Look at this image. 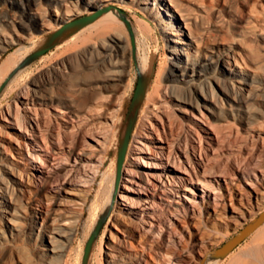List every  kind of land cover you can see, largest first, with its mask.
<instances>
[{
    "label": "bare ground",
    "instance_id": "1",
    "mask_svg": "<svg viewBox=\"0 0 264 264\" xmlns=\"http://www.w3.org/2000/svg\"><path fill=\"white\" fill-rule=\"evenodd\" d=\"M15 1L17 0H0V59L3 60V56L12 50L20 59L27 54L28 47L23 42L28 37L17 33L19 27H26V20H35L43 28L55 31L87 11L91 13L89 15L96 13L98 15L87 22L86 26L82 24L76 26V29L80 30L78 33L81 35L87 33L85 39L90 42L88 50L96 49V55L95 57L91 55L94 59L86 62L87 70H92L94 75L87 84V89L91 92L82 104L72 100L73 91H68L64 99L59 98L49 88L56 83L49 77L30 81L29 85L14 93V103L9 102L6 111L0 110V119L6 121L3 129H0V224L6 225L12 234L22 232L24 217L21 214L20 197L16 192L26 191L36 195V203L42 207L37 208L36 217L42 222L52 220V224L59 225L54 228L53 234H48L44 254L46 261L51 264L52 261L58 260L59 264H63L64 257L79 233L83 209L88 198L82 191H71L70 198L64 201L55 202L47 199V202L51 200L55 203L54 208L47 209L45 207L47 202L41 196V192L61 191L60 186L64 183L83 181L88 184L100 175L107 181L104 191L114 203L113 208L118 207L117 212L127 226L122 235L111 233L110 241L106 245L109 249L106 253L107 262L137 264L138 247L133 240L137 236L141 237V231H147L149 237L153 236L154 230L151 225L154 223L149 219V212L156 206H163L157 198L145 196L143 189H151L153 180L157 179L166 195L165 198L169 200V197L178 193V184L187 187V183L193 182L194 179L203 182L200 177L202 173L199 168L197 169V162L189 151L184 159L180 153L182 147H175L176 140L170 139L175 137V134L177 139L181 138L179 132L175 133L176 128L183 127L180 120H185L188 124L184 144L190 148L191 153L197 152L199 148L201 150V147L203 149V142L213 138L204 123L214 130L218 138L233 134L236 128L238 133L239 130L252 133L264 125V27L255 24L248 26L250 28L248 36L254 44L238 39L229 43L223 52L205 53L206 46L201 31L203 28L201 29L202 26L193 16L191 12L193 9L180 0H47L54 3V13L47 11L40 0L18 1L21 5V12H18L11 5ZM62 5H70V8L58 10ZM82 8H85V11ZM48 17L55 18L54 22L51 23ZM149 17H152L163 30L168 47L170 65L164 76L161 75L163 64L160 66L157 50L150 48L151 43L148 44L152 35H145L155 28L150 24ZM12 33L18 35V38L12 39ZM79 34L76 36L81 37ZM108 36L112 38V43L107 41ZM135 59L141 62L139 64L141 83L135 103V107L139 104V111L136 112L134 107L130 115H126L127 121L116 130L119 135L109 131L103 135L106 136L104 144L113 140V152L110 156L112 169L110 167V170H107L101 156L90 157L76 152L72 154L75 163H71L70 156L63 151L56 154L65 163H52L54 161L49 153L43 150L42 143L45 141H51L56 148H61L66 143L77 144L84 140L89 130L88 124L82 125L83 119L91 121L96 114L104 116L106 112L109 115L114 114L115 117L122 110L127 114L129 100L125 101V98L128 91L135 86V77L131 78ZM17 62L18 58L14 56L3 60L0 66V81L3 82H0L1 90L6 91L7 88V91L13 92L18 89L17 86H13L18 74L15 73L12 78L8 75ZM120 97H124L125 101L122 106L119 103ZM120 106L121 108L117 109ZM53 109L63 113V116L59 117V113H55ZM177 111L181 114L178 115ZM205 112L214 120L209 122ZM55 128H63L65 132H56ZM4 130H9L11 135H6ZM131 134L141 143L137 146L141 152L135 154L137 157H134L131 164L124 162L120 174L117 175L118 170L114 169L115 159L119 158L120 151L122 155L128 156L130 146H123L125 141L132 137ZM163 141L167 145H164ZM145 149L144 154L142 151ZM7 151L12 154L14 161L7 160L9 158L5 156ZM165 155L168 161L173 160L174 165L184 168L188 176L179 173L177 176L173 175L169 167H163L164 171L154 168L156 161L163 159ZM187 162L194 166L193 171L189 169ZM135 165L147 167H144L141 173L133 167ZM91 170L94 171V178L89 177ZM162 172L166 173L167 178ZM250 176L256 178L262 187L255 188L254 191L235 193L241 205L232 208L234 215L224 221L227 226L238 227L241 219H245L247 215L252 216L255 208L264 205V173L261 175L257 171H252ZM111 200L106 202V205L104 203V209L109 208ZM221 206L222 203L218 199L210 205L218 216ZM173 212L180 213L181 216H177V219L187 224L186 222L191 219L194 222L202 219L203 211L200 207H193L185 208L181 213V209L176 207ZM213 224L217 226L218 222L214 220ZM194 225L197 231L192 233L193 246L200 248L201 257H206L208 251L204 247L205 242L212 234L203 228V224L196 222ZM256 231L264 238V226H260ZM7 241L5 232L0 230V243L7 245ZM168 255L163 253L164 258H168ZM254 256L259 261L260 259L264 261V247L256 249ZM18 260L23 264H35L21 256Z\"/></svg>",
    "mask_w": 264,
    "mask_h": 264
},
{
    "label": "rangeland",
    "instance_id": "2",
    "mask_svg": "<svg viewBox=\"0 0 264 264\" xmlns=\"http://www.w3.org/2000/svg\"><path fill=\"white\" fill-rule=\"evenodd\" d=\"M18 1L20 2V0H17L11 5L15 7L13 9L21 12V5L18 4ZM31 1L39 2V0ZM40 1H43L47 11L54 13V3L48 2L47 0ZM180 1L190 7L191 10L193 9L191 11L193 16L202 26L201 29L203 28L201 31L206 46L204 49L205 53L223 52L229 43L238 39L249 44H254L250 36H248L250 25L255 24L258 27H264V0ZM23 2H25V0H23ZM69 6H59L58 10L64 11ZM82 9L85 11V8ZM87 12L81 15L79 14L72 21L90 13ZM47 19H50L51 23L55 20V18L50 17ZM149 21L155 28L151 30V33L147 32L144 34L152 35L153 37L149 39L148 44L151 43L150 48L157 50L160 66L163 64L161 66V75L164 76L166 69L170 65V60L168 59V47L165 42L163 30L158 27L156 21L152 17H149ZM26 23V27H19L17 33L19 35H27L28 37V39L23 42V44L28 47L26 49L27 54L20 59L19 55L12 50L3 56V60L13 56L14 58H18L19 62L16 63L17 65H15L8 74L10 75V78L14 77L15 73L18 74L16 75L13 84V86H17L16 88L18 89L10 92L9 90L7 91V88L6 91L5 89L1 90L0 88V107L2 106L0 110L4 109L6 111L7 104L14 103V93L29 85L30 81L34 79L44 80L49 77L51 81L56 82L55 85L49 86V88H51L59 98L64 99L68 91H73L74 97L72 100L78 104H82L91 92L87 89V84L91 81L90 77L94 75L92 70H87L86 62L94 59L92 56L95 57L96 55V49L88 50L90 42L85 39L87 33H82L81 35L79 34L80 30L76 29V26L82 24H73L67 27H62L59 30L51 31L48 28L40 26L35 20H26ZM88 23H84L83 26H86ZM66 25L67 24L64 26ZM77 33L81 35V37L76 36L78 35ZM12 34V39L18 38V35H15L14 33ZM107 41L112 43L113 40L108 36ZM99 49L102 50V48ZM3 60L2 58L0 59V66L3 64ZM140 63L141 62H137L135 59L132 68L131 78H133V76L135 77V86L132 90L128 91L125 98V101L126 99L129 100L126 110L127 114H124V110H122L116 114L115 117L114 114L109 115L106 112L104 116H102L103 114H96L91 121H85V119H83L82 125L87 126L88 124L87 128H89V130L84 140L82 139L77 144L66 143L63 147L56 148L51 141H45V143H42L40 139L41 143L44 145L43 150H45L46 153H49V156L53 159L54 162L52 163H65V161L62 160V158H59L56 154L58 151L67 153L71 158V163H75V158L72 154L76 152L77 154L79 153V155L87 154L90 157L101 156L105 162V167L107 166V170L109 171L112 169L111 166L113 163H110L112 162L110 156L113 152V140H110L108 144H104L106 136L103 135L104 132L106 133L108 131L115 133L116 130H118L117 128L127 121V116L130 115L132 109L135 107L141 83ZM0 82H2V80ZM127 83L128 81L125 82L126 86ZM4 92L5 96L3 97ZM123 98L119 99L121 106L125 103ZM121 106L117 109H120ZM139 108V104L136 105V112L139 111ZM53 111L59 113V117L63 116V113H60L58 110L56 111L53 109ZM177 113L178 115L181 114L179 111H177ZM205 115L209 122L214 120L207 112H205ZM61 121L64 123V120L61 119ZM180 121H182L183 127L180 126V128H176L175 133L179 132L178 134L183 137L181 136V138L177 139V135L174 133L175 137H171L170 139L171 141L174 139L176 140L175 147H182H180V153L184 159L189 151L191 157L197 162V169L199 168L198 170L203 174H201L200 177L204 183L194 179L193 182L187 183V187L178 184V193L169 197V200L165 198L166 195L157 179L153 180L151 189H143V194L145 196L149 195L151 198H157L162 202L163 206H156L154 209H150L149 219L154 223L151 225L154 230L153 236L149 237L147 231H141V237L139 238L137 236L133 240L138 247L137 251L139 259L137 264H173L174 262H176V264H202L203 262L204 264H264L262 259L259 261V259H256L254 256L256 249L264 247V238L261 234L257 233L258 231H254L250 234L228 255L221 256L218 252L220 247L235 237L245 226L253 222L264 211V205L255 208L252 216L247 215L245 219H241L238 227L233 225L227 226L224 223V221L227 220V217L234 215L232 208L241 205L236 197V192L246 190L254 191L255 188L262 187L256 178L250 176V173L252 171H257L261 175L264 173V125L258 127L252 133L245 130H239L238 133V129L236 128V132H233V134L231 133L218 138V136L215 135L214 130L210 129L209 126L204 123V126L211 131L213 138L203 142V149L201 147V150L199 148L197 152L191 153L190 148L188 149L184 144L188 124L185 120ZM4 123H6V121L0 119V129H3ZM100 129L102 130L100 131ZM4 131L6 135H11L9 130ZM54 131L65 132L63 128H55ZM97 131H100V133ZM116 135L119 134L117 133ZM143 139L145 138L143 137ZM134 140L135 136L132 135L129 140L125 141L126 143L123 146H130L131 150L128 156L126 154L122 155L120 151L119 158L115 159L116 162L114 169L115 171L118 170L117 175L120 174L119 172L124 162L131 164L137 157L135 154H140L141 152V150L137 148L141 143ZM180 140L182 142H180ZM129 143L131 145H129ZM162 143L167 145L165 141ZM117 147H119V144H117ZM142 152L145 154L146 149ZM165 152H167V150ZM5 156L9 157L7 160L14 161L10 152L7 151ZM120 156L123 158L121 164H119ZM202 160L203 162H198ZM172 161H168L167 156L165 155L163 159L156 161L157 164L154 165V168L163 170V167H169V170H171L173 175L177 176L179 173L188 176L184 168H181L176 164L174 165V162ZM116 165L118 167H116ZM187 165L189 169L192 171L194 170V166L191 163L187 162ZM133 167H136V169L142 173L144 167L147 166L140 167L135 165ZM171 168H174V170ZM162 173L164 174V177L167 178L166 173ZM89 174L90 178H94L93 170H91ZM76 182L62 184L60 186L61 191L58 192H41V196H43L45 202L48 201L47 199H52L55 202L60 200L64 201L70 198L71 195L69 192L71 191H82L85 193L86 198H88L87 204L83 209L79 233L75 237L70 251L64 257L63 262L65 263L63 264H108V255L106 253L109 249L106 245L110 241L111 233L122 235L127 226L124 223L122 216L117 212L118 207L113 208L114 203H112L109 194H106L105 192L107 181L104 177L98 175L88 184H85L83 181ZM135 187L139 186L135 185ZM16 193L17 196L20 197L19 202L22 207L21 214L24 217L22 218L23 231L12 234L10 230L6 228V225L4 226V224H0V230L5 232V236L8 240L7 245L0 243V264H23L18 260V257L20 256L35 264H48L44 255L46 253L45 247L48 243V234H53L54 228L59 225L52 224V220L42 222L40 218L36 217L37 208H42L36 203V195L30 194L26 191H17ZM135 194L137 195V193ZM106 196L109 198L107 199ZM106 199L107 201H105ZM216 199L222 203L219 216L215 214L214 210L210 207L211 204L215 203ZM110 200L111 205L109 208L104 209L103 206H105L106 202ZM118 202L119 201H117V205ZM45 207L47 209H52L55 207V203H52L51 200H49ZM176 207L181 209V213L185 211V208L192 209L193 207H200L203 211L202 219L200 218L195 222L191 219L185 224V222H181L177 219V216H181L180 213L174 214L175 212L173 211H175ZM217 216L219 218L218 220L216 218ZM214 220L218 222L217 226L213 224ZM196 222L203 224V228L213 235L208 239L209 241L207 240L205 242L206 246L204 247L208 251L206 257H201L200 248H196L192 243V233L197 231V227L194 225ZM261 226H264V223ZM148 227H150V225ZM215 235H218V237ZM163 253H168V258H164ZM169 257H172L173 259ZM169 259L174 261L171 262L172 260L169 261ZM215 260L217 262H215ZM51 264H59V261L54 260Z\"/></svg>",
    "mask_w": 264,
    "mask_h": 264
},
{
    "label": "water",
    "instance_id": "3",
    "mask_svg": "<svg viewBox=\"0 0 264 264\" xmlns=\"http://www.w3.org/2000/svg\"><path fill=\"white\" fill-rule=\"evenodd\" d=\"M97 13L94 15H86L78 18L65 27L73 24H84L97 17ZM122 156H120L119 164L122 163ZM264 223V211L250 224L245 226L235 237L226 242L222 247L219 248L218 252L221 256H226L232 252L239 244H241L250 234H252L256 229H258ZM204 264V262L202 263Z\"/></svg>",
    "mask_w": 264,
    "mask_h": 264
}]
</instances>
